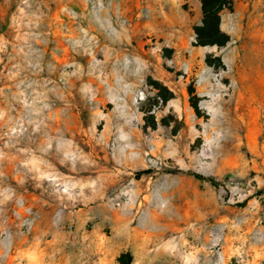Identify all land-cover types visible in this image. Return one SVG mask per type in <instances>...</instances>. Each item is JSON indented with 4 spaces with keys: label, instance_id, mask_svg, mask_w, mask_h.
I'll list each match as a JSON object with an SVG mask.
<instances>
[{
    "label": "rangeland",
    "instance_id": "374dc122",
    "mask_svg": "<svg viewBox=\"0 0 264 264\" xmlns=\"http://www.w3.org/2000/svg\"><path fill=\"white\" fill-rule=\"evenodd\" d=\"M230 1L220 47L198 0H0V264H264V0Z\"/></svg>",
    "mask_w": 264,
    "mask_h": 264
},
{
    "label": "trees",
    "instance_id": "16d2710c",
    "mask_svg": "<svg viewBox=\"0 0 264 264\" xmlns=\"http://www.w3.org/2000/svg\"><path fill=\"white\" fill-rule=\"evenodd\" d=\"M201 5V24L195 28V40L198 46H224L229 37L220 30V13L231 8L230 0H198ZM195 179L208 182L218 187L219 182L213 178H204L198 174H191ZM129 258V257H127ZM125 264H128L126 261Z\"/></svg>",
    "mask_w": 264,
    "mask_h": 264
}]
</instances>
